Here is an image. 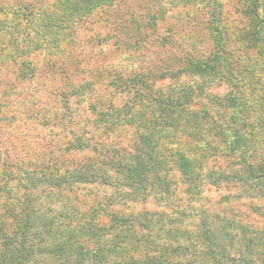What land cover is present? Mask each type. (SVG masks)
Returning a JSON list of instances; mask_svg holds the SVG:
<instances>
[{"label":"trees","instance_id":"1","mask_svg":"<svg viewBox=\"0 0 264 264\" xmlns=\"http://www.w3.org/2000/svg\"><path fill=\"white\" fill-rule=\"evenodd\" d=\"M178 1L189 8L215 3ZM27 2L0 0V66L18 64L27 80L35 76L33 53L44 54L46 61L53 58L50 67L56 62L66 66L75 56L70 44L77 39L79 23L93 11L115 5V0ZM240 7L241 21L262 26L257 0H241ZM130 18L135 26L148 27L161 16L153 12ZM249 34V29L238 32L237 39H254L256 34ZM221 49L207 56L186 52L175 70L165 65L157 74L152 68L139 75L114 72L116 102L106 104L110 111L95 114L96 128L107 133L106 144L93 142L99 157L69 164L54 160L39 171L37 164L30 170L0 168V264H264V226L226 216L216 223L201 214L191 230L178 225L185 210L176 209L172 218L169 211L135 203L148 194L170 197L168 191L177 190L173 183L190 185L205 169L211 173L215 168L208 157L216 151L236 165L235 180L254 190L264 183V158L256 156L264 153V106L248 95L243 99L242 93L244 82L248 89L254 84L237 76L240 92L229 93L223 110L205 107L213 101L208 91L213 76L228 71ZM161 71L173 80L164 82L168 75ZM229 103L235 109L227 116ZM66 143L67 151L88 148L80 140ZM44 179L49 188L41 184ZM81 183L110 186L112 192L105 188L92 198L72 192V185ZM237 244L243 250L232 254L229 248Z\"/></svg>","mask_w":264,"mask_h":264},{"label":"rangeland","instance_id":"2","mask_svg":"<svg viewBox=\"0 0 264 264\" xmlns=\"http://www.w3.org/2000/svg\"><path fill=\"white\" fill-rule=\"evenodd\" d=\"M178 2L115 0L113 7L93 11L79 23L77 39L70 44L75 56L66 66L56 62L50 67L48 62L53 58L46 61L44 54L33 53L36 68L32 80L24 79L18 64L12 61L0 66V168L30 170L37 164L36 171H39L40 167L49 166L54 160L69 164L99 157L93 142L104 141L107 133L96 128L98 116L95 114L110 111L111 107L106 108V104L116 102L115 92L119 90L111 83L114 72L139 75L152 68L154 73H151L157 74V68L165 65L175 70L186 59V52L207 56L214 53V48H223L220 51L224 54L221 55L227 59L228 71L223 77L213 76L208 87L213 101L206 102V108L224 109V99L229 93L234 89L240 92L237 76L254 84L248 89L243 83V99L248 95V100L264 106V23L257 28V21L252 25L248 20L241 21V0H215L214 5L200 8H189L188 4L179 5ZM257 3L264 18V0H257ZM153 12L161 16L154 25L137 27L130 22L132 15L140 18ZM248 29L249 35L256 34L254 39L239 42L238 32ZM164 71L161 72L168 75L164 82H171L170 73ZM180 80L178 82L188 81L189 76ZM194 80L191 87L195 86ZM225 107L227 116L235 109L234 105L226 104ZM67 140L71 143L80 140L88 148L67 151ZM257 140L260 141L259 136ZM217 143L218 147L224 146V143ZM216 154L217 151L208 157V162L215 168L211 173L205 169L190 185L173 183L172 188L177 190H169L170 197L168 194L145 195L143 200L134 201L136 206L144 205L150 211H169L171 216L177 210H185L184 215L180 213L177 218L178 225L191 230H195L201 214L216 223L226 216L264 226V183L255 190L250 184L244 186L231 176L233 166H236L229 165L233 161ZM256 156L264 158V153ZM48 171L44 169L42 172ZM209 174H213V178ZM220 174L226 178L219 177ZM43 182L41 184L45 187H50L45 185V179ZM105 188L112 192V187L98 183L74 184L72 192L92 198ZM127 202L130 204L131 201ZM242 246L233 245L229 250L236 254L243 250Z\"/></svg>","mask_w":264,"mask_h":264}]
</instances>
